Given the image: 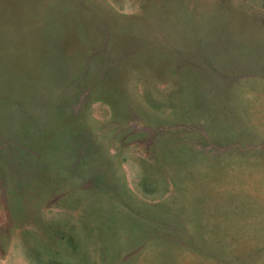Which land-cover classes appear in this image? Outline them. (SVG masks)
<instances>
[{"label": "rangeland", "instance_id": "rangeland-1", "mask_svg": "<svg viewBox=\"0 0 264 264\" xmlns=\"http://www.w3.org/2000/svg\"><path fill=\"white\" fill-rule=\"evenodd\" d=\"M0 264H264V0H0Z\"/></svg>", "mask_w": 264, "mask_h": 264}]
</instances>
